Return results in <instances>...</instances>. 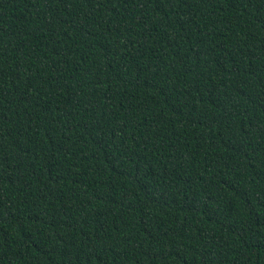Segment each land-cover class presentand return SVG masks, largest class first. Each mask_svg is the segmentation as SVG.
Masks as SVG:
<instances>
[{
	"label": "trees",
	"instance_id": "trees-1",
	"mask_svg": "<svg viewBox=\"0 0 264 264\" xmlns=\"http://www.w3.org/2000/svg\"><path fill=\"white\" fill-rule=\"evenodd\" d=\"M0 264H264V0H0Z\"/></svg>",
	"mask_w": 264,
	"mask_h": 264
}]
</instances>
